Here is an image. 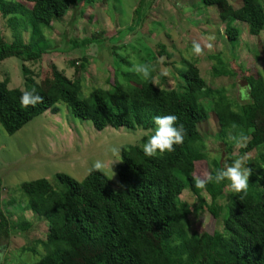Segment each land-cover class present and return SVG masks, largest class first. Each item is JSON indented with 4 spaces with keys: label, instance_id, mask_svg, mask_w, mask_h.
<instances>
[{
    "label": "trees",
    "instance_id": "trees-1",
    "mask_svg": "<svg viewBox=\"0 0 264 264\" xmlns=\"http://www.w3.org/2000/svg\"><path fill=\"white\" fill-rule=\"evenodd\" d=\"M22 1L31 6L0 0L1 15L13 26L21 24L29 32L27 42L18 36L8 42L0 34V62L18 58L24 77L23 89L8 88L7 78L0 81V124L4 131L12 135L47 111L57 113L56 104L61 102L73 117L90 121L96 131L125 127L140 128L148 134L141 138L140 145L121 150V164L117 165L121 191H114L101 171H90L82 181L56 174L57 188L45 179L23 183L20 188L26 197L25 210L32 214L29 221L18 219L15 223L8 219L1 206L0 179V239H8L14 232H28L33 229V221L42 219L47 232L44 240L35 244L42 248L43 255L32 264H264V78L248 72L244 76L247 88L243 89L250 99H241L239 103L224 91L207 86L196 63L187 61H182L183 70L178 76L181 85L177 89H158L151 78L126 85L114 80L107 90H91L87 101L78 97L79 82L55 78L57 88L48 90L24 66L46 57L50 44L44 29L63 17L69 8L79 6L84 15L101 0ZM201 2L206 7H216L217 19L224 27V40L230 45L240 37V31L232 26L234 21L246 24L252 36H259L264 30L262 0H241L238 8L227 0ZM92 41L86 38L81 44ZM151 55L153 59L155 55ZM221 55L211 58L216 60L212 72L219 77L234 76L227 67L229 60ZM51 70L56 75L54 65ZM126 77L134 78L131 73ZM33 88L43 97V103L21 107L22 90ZM55 89H60L58 95ZM238 91L240 94L242 89ZM202 97L209 100L208 106ZM169 114L183 123L184 142L175 145L172 152L146 156L142 145L155 130L153 117ZM211 117L226 152L238 147V155L229 154L225 163L256 152L254 158L246 161V166L253 170L247 191H229L224 204L218 200L228 181L208 183L204 188L195 184L196 162L208 160L209 172L213 174L224 165L209 159L201 147V126L210 122ZM241 134L246 139L239 141V146L228 138L235 136L238 140ZM184 190L194 196L199 209L221 221V231L198 234L188 230V206L178 201ZM34 250L28 245L22 248V252Z\"/></svg>",
    "mask_w": 264,
    "mask_h": 264
},
{
    "label": "rangeland",
    "instance_id": "rangeland-1",
    "mask_svg": "<svg viewBox=\"0 0 264 264\" xmlns=\"http://www.w3.org/2000/svg\"><path fill=\"white\" fill-rule=\"evenodd\" d=\"M15 1L31 6L22 0ZM168 1L101 0L94 7H89L84 15L81 7H71L63 17L44 29L43 34L50 44L46 57L37 62H26L24 66L34 80L48 90L57 88L55 78L79 82L78 97L88 101L91 90H107L114 80L126 85L127 82L135 84L151 78L158 89H177L181 85L178 76L183 70L182 61H187L196 63L207 86L224 91L235 100L233 102L239 103L242 91L239 94L238 89L246 86L244 76L249 72L264 78V30L259 36H252L246 24L235 21L232 26L240 31V37L230 45L224 40V27L217 21L216 7H206L201 0H172L173 7ZM230 1L236 5L234 0ZM164 4L167 5L163 7ZM262 4L264 6V0ZM161 8L164 11L168 8L170 13H162ZM185 8L188 14H183L182 9ZM172 10L178 14H171ZM0 34L8 42L17 36L23 42L29 38L26 28L23 29L21 24L13 26L1 13ZM86 38H92V43L82 45L81 41ZM73 42L77 45L73 46ZM194 42L201 45L202 54L193 52ZM209 43L212 44L211 49L207 47ZM219 53L222 59L229 60L226 61L227 67L234 76L219 77L212 72L216 60L211 58ZM151 54L155 55L153 59ZM72 61L74 64H70ZM134 64L150 65L151 77L145 79L132 71ZM21 65L15 57L0 62V81L7 78L8 88H24ZM51 65H54L56 75ZM128 73L133 75V80L126 77ZM54 91L58 95L60 89ZM202 100L208 106L206 102L209 100L203 97ZM56 107L57 113L47 111L12 135L7 134L0 124L1 206L12 222L32 219L30 211L25 210L26 197L20 188L23 183L45 179L57 188L56 174L82 181L96 160L105 163L101 172L108 178L112 189L121 191L117 176L121 150L130 145H140L141 138L148 134L140 128L125 127H106L96 131L90 121L73 117L65 104L59 102ZM216 132L217 126L211 117L210 122L201 126V147L209 159L225 164L229 154L233 157L238 155V147L228 154ZM111 147L119 148V154L112 155ZM255 154L251 151L244 156L252 159ZM113 161L116 162L112 164ZM207 162L195 163L196 179L209 173ZM229 191L226 187L218 200L220 204L226 203ZM205 200L209 201L207 197ZM178 201L188 206L189 231L198 234L221 231V221L199 209L197 200L187 190L182 192ZM46 232V222L37 219L33 221L32 230L14 232L8 239H0V264H32L37 261L43 250L35 242L44 240ZM27 245L35 250L22 252Z\"/></svg>",
    "mask_w": 264,
    "mask_h": 264
},
{
    "label": "clouds",
    "instance_id": "clouds-1",
    "mask_svg": "<svg viewBox=\"0 0 264 264\" xmlns=\"http://www.w3.org/2000/svg\"><path fill=\"white\" fill-rule=\"evenodd\" d=\"M211 49L212 44L207 45ZM202 47L198 43H193V52L196 55L202 54ZM132 71L141 75L143 78L148 79L151 77V67L148 64H134ZM247 88V86H245ZM241 99L248 100L250 97L247 95V91L242 89ZM43 103V97L37 94L36 89L22 90L20 96L21 107L27 108L29 106L35 107L38 104ZM178 117L174 114L169 115H158L153 117V123L155 130L148 137L146 142L142 145V150L146 156H155L158 152H172L175 150L174 146L182 144L186 135V130L183 123H178ZM230 140L239 141L246 139L242 134L239 139L235 136H229ZM109 151L112 155H117L120 149L117 147H111ZM247 157L239 156L233 160L230 164L225 163L222 168L217 169L215 173H206L203 178L196 179V187L204 188L208 183L219 184L223 181H228L226 187L235 193L246 192L249 185V177L252 175L253 170L246 166ZM116 162L113 161L112 164ZM111 164V166H112ZM105 163L101 160H96L92 163L90 171H102L105 168ZM112 169V168H111ZM114 175V173H113ZM185 259L187 257L185 256Z\"/></svg>",
    "mask_w": 264,
    "mask_h": 264
},
{
    "label": "crops",
    "instance_id": "crops-1",
    "mask_svg": "<svg viewBox=\"0 0 264 264\" xmlns=\"http://www.w3.org/2000/svg\"><path fill=\"white\" fill-rule=\"evenodd\" d=\"M227 1H228V3H229L233 8H238V7L241 5V0H234L236 5H234L233 3H231L230 0H227ZM168 2H170L169 4H171V5L174 7V5H173V3H172V0H169ZM166 5H167V4H164L163 7H165ZM168 6H170V5H168ZM76 7H77V6H76ZM182 11H183V14H188V9L185 8L184 10L182 9ZM185 11H187V12H185ZM161 12H162V13H170V11L168 10V8L166 9V11H164L163 8H161ZM172 13H174L173 10H172L171 14H172ZM65 14H66V13H65ZM65 14H64V15H65ZM174 14H178V11H175ZM64 15H63V16H64ZM160 15H163V14H160ZM165 19H166V18H165ZM217 21H218V20H217ZM234 22H235V21H234ZM234 22H233V23H234ZM51 24H52V23H51ZM223 30H224V28H223ZM247 31H248V30H247Z\"/></svg>",
    "mask_w": 264,
    "mask_h": 264
}]
</instances>
